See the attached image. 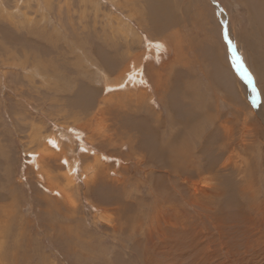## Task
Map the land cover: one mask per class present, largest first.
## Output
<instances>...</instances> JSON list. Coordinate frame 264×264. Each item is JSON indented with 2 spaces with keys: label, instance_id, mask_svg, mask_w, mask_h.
I'll return each instance as SVG.
<instances>
[{
  "label": "rangeland",
  "instance_id": "1",
  "mask_svg": "<svg viewBox=\"0 0 264 264\" xmlns=\"http://www.w3.org/2000/svg\"><path fill=\"white\" fill-rule=\"evenodd\" d=\"M259 19L250 0H0V264H264Z\"/></svg>",
  "mask_w": 264,
  "mask_h": 264
},
{
  "label": "bare ground",
  "instance_id": "2",
  "mask_svg": "<svg viewBox=\"0 0 264 264\" xmlns=\"http://www.w3.org/2000/svg\"><path fill=\"white\" fill-rule=\"evenodd\" d=\"M250 1H252L255 5H256V9H257V14L259 15V16H262L263 18H264V0H250ZM251 10V9H250ZM258 19V18H257ZM261 20H263V22H264V19H261ZM261 20L259 19V21L261 22ZM258 23V22H257ZM262 26H264V25H262ZM261 30V29H260ZM259 30V31H260ZM153 44V43H152ZM159 44H161V43H159ZM251 63V62H250ZM255 70V69H254ZM141 74V73H140ZM136 75L138 76L139 75V72L137 73L136 72ZM139 77V76H138ZM108 78V77H107ZM106 78V79H107ZM101 79V78H100ZM109 79V78H108ZM114 80V79H113ZM104 82H105V86L106 87H114L115 88V86L116 85H118L120 82H121V80L117 83V84H114V85H108L107 84V82L104 80ZM111 83V82H110ZM108 89V88H107ZM106 90V89H105ZM193 121H191L190 120V118L188 117L187 118V121L185 122L184 121V123L182 124L183 125V127H184V130H186V128H187V126L190 124V126H191V123H192ZM242 122H243V125H246L247 123H248V121L246 120V119H242ZM138 126H140V125H138ZM141 127V126H140ZM182 127V128H183ZM223 128V127H222ZM188 130V129H187ZM229 130V129H228ZM143 132V136L140 138H138V149H139V151L141 152V151H145V152H148V153H150V155L152 156L151 157V160H153L154 161V164H155V162L156 161H158L159 162V164L160 165H163V163L162 162H160L158 159L161 157V153H162V151H163V149H164V146H163V144L162 143H160L157 139L158 138H156L155 137V135H152L153 136V138H152V142H151V144H150V142H148V139H147V136L145 135L146 133L144 132V131H142ZM185 134L186 133H183V132H180L178 135H176V136H173L172 138H169L168 140H167V142H166V145H165V147L166 148H168V149H170V151H171V153H163L162 155L164 156V159L166 160H169L170 162H171V166H173V168H175V169H177L176 167H177V165H182V167L183 166H186V163H185V160H180V159H178L177 158V156L176 155H180V156H182V157H184L185 159H187L188 158V155H187V153H186V151L184 150V148L186 147V145L184 144V139H185ZM227 134V133H226ZM38 135V134H37ZM51 137V136H50ZM150 137H151V135H150ZM142 138L144 139V141H142ZM48 140V142H49V140H51L52 142H57V139H56V137H54V136H52V138H48L47 139ZM186 140V139H185ZM257 140V139H256ZM50 141V142H51ZM181 141L183 142V144H182V146H179V144L181 143ZM48 142L46 143V144H48ZM49 142V143H50ZM242 142V141H241ZM54 143V144H55ZM259 143V142H258ZM257 144V143H256ZM57 145H58V147H59V144L57 143ZM263 145H264V142H263ZM56 146V145H55ZM245 147H247V146H249L248 144H245L244 145ZM58 147H56V148H58ZM220 149H222V148H220L219 147V150ZM223 150V149H222ZM221 151V150H220ZM74 152V151H73ZM222 152V151H221ZM141 154H143V153H141ZM248 155V154H247ZM239 156V155H238ZM63 157H64V155H63ZM146 157V156H145ZM148 157V156H147ZM146 157V158H147ZM141 159H142V157H140ZM145 158V159H146ZM149 158V157H148ZM240 158V157H239ZM144 159V160H145ZM149 160V159H148ZM147 161V160H146ZM225 164V163H224ZM70 165V164H69ZM156 165H157V163H156ZM245 165H247V163H245ZM162 167V166H161ZM72 168V167H71ZM163 169V168H162ZM164 170V169H163ZM180 170H182V169H180ZM201 171H205V172H211V171H209V167H202V170ZM168 172H170V171H168ZM198 172V171H197ZM159 173V172H158ZM167 175H168V173H166ZM188 175V174H187ZM209 177V176H208ZM187 178V177H186ZM205 178V177H204ZM210 178V177H209ZM205 179H207V178H205ZM184 180H185V178H184ZM209 180V179H208ZM211 180V179H210ZM187 181V180H186ZM212 181V180H211ZM154 183V182H153ZM156 183H157V181H156ZM196 183V182H195ZM212 184V183H211ZM247 184V183H246ZM193 185V192H194V194H195V197L196 198H200L202 195H204V193H206V191L208 190V189H210L211 187H210V185H208L207 184V182L205 183H203L202 184V187H201V184H192ZM160 186V182H159V184H155L154 186H153V184H152V187H159ZM201 187V188H200ZM161 197V196H160ZM251 197V196H250ZM195 199V198H194ZM165 209V208H164ZM168 209V208H167ZM230 216V215H229ZM135 229V228H134ZM141 229V228H140ZM139 230V229H138Z\"/></svg>",
  "mask_w": 264,
  "mask_h": 264
}]
</instances>
